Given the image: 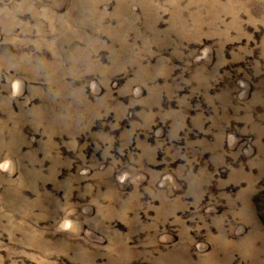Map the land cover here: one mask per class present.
I'll return each instance as SVG.
<instances>
[{"label": "rangeland", "instance_id": "rangeland-1", "mask_svg": "<svg viewBox=\"0 0 264 264\" xmlns=\"http://www.w3.org/2000/svg\"><path fill=\"white\" fill-rule=\"evenodd\" d=\"M0 264H264V0H0Z\"/></svg>", "mask_w": 264, "mask_h": 264}]
</instances>
